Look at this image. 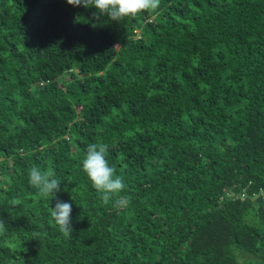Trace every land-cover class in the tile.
<instances>
[{
  "label": "trees",
  "instance_id": "obj_1",
  "mask_svg": "<svg viewBox=\"0 0 264 264\" xmlns=\"http://www.w3.org/2000/svg\"><path fill=\"white\" fill-rule=\"evenodd\" d=\"M0 264H264V0H0Z\"/></svg>",
  "mask_w": 264,
  "mask_h": 264
}]
</instances>
